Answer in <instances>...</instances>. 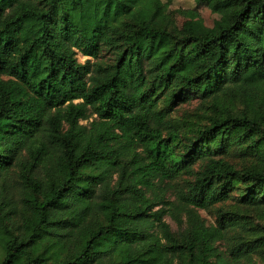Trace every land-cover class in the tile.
<instances>
[{"label": "trees", "instance_id": "obj_1", "mask_svg": "<svg viewBox=\"0 0 264 264\" xmlns=\"http://www.w3.org/2000/svg\"><path fill=\"white\" fill-rule=\"evenodd\" d=\"M194 1L0 0V264H264V0Z\"/></svg>", "mask_w": 264, "mask_h": 264}, {"label": "rangeland", "instance_id": "obj_2", "mask_svg": "<svg viewBox=\"0 0 264 264\" xmlns=\"http://www.w3.org/2000/svg\"><path fill=\"white\" fill-rule=\"evenodd\" d=\"M163 1L165 2V7L161 15L158 17V20H166L178 28H181L183 23L187 20L183 15V11L186 10H195L203 20L204 24L210 28H214L217 23L223 20L222 16L212 12L207 5L197 4L194 0H174L172 4H168L166 0ZM78 60L81 63H84L87 58L82 54H79ZM199 107L200 101L194 99L191 102L180 105L174 112L173 116L182 119L189 113L192 115L197 113ZM200 214L208 224H215L216 218L214 214L206 211H200ZM165 220L171 226L173 231H177V225L170 217H166Z\"/></svg>", "mask_w": 264, "mask_h": 264}]
</instances>
